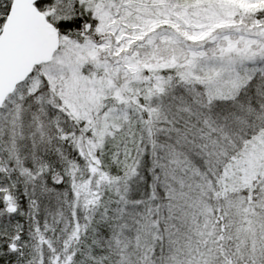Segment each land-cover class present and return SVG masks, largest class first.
I'll return each mask as SVG.
<instances>
[{"label": "snow or ice", "instance_id": "6c2138e0", "mask_svg": "<svg viewBox=\"0 0 264 264\" xmlns=\"http://www.w3.org/2000/svg\"><path fill=\"white\" fill-rule=\"evenodd\" d=\"M0 264H264V0H0Z\"/></svg>", "mask_w": 264, "mask_h": 264}]
</instances>
